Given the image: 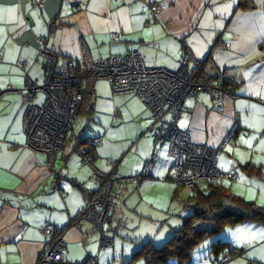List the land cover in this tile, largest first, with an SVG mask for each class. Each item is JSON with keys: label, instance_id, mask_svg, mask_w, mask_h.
Returning a JSON list of instances; mask_svg holds the SVG:
<instances>
[{"label": "crops", "instance_id": "obj_1", "mask_svg": "<svg viewBox=\"0 0 264 264\" xmlns=\"http://www.w3.org/2000/svg\"><path fill=\"white\" fill-rule=\"evenodd\" d=\"M71 1L75 0H45L38 8L32 0H0V264H37L49 242L46 226L65 237V259L70 263L97 257L99 264H146L143 257L135 258L136 253L146 242L163 246L181 229L192 214L188 200L193 191L181 198L180 189L169 184L174 161L165 143L152 175L138 184L133 181L154 154L152 114L136 94H114L107 81L93 78V93L81 105L75 133L80 143L102 138L92 153L93 165L105 173L116 171L122 178L105 225L113 245L100 250V235L92 223L75 226L97 191L90 167L82 164L77 140L67 142L53 167L45 154L26 147L27 104L21 91L28 80L40 86L45 80L38 41L47 39L48 46L61 59L72 61L81 76L94 60L130 51H138L147 67L172 71L179 68L187 52L191 71L198 62L208 60L205 74L228 82L234 94L224 96L219 108L209 93L188 101L190 117L180 127L195 144L217 148L238 116L236 147L226 148L219 168L263 177L264 0H247L242 5L241 0H77L78 6ZM153 4L162 6L155 23L148 20ZM114 33L120 34L118 40H112ZM82 78L84 96L88 80ZM8 87L12 90L7 91ZM99 94L112 100V113H107L104 133L86 136L77 124L82 115L94 118ZM45 97L44 92H37L33 103L42 105ZM248 165L247 172L244 167ZM59 173L62 177L54 186ZM239 177L240 172L237 183ZM237 183L228 184V189L247 200ZM155 187L159 189L152 192ZM125 196L139 218L131 225L121 210ZM177 199L179 207L174 204ZM244 225L256 236L253 240L238 243L226 233L219 239L235 250L229 264H264V226L244 223L235 227ZM212 245L203 248L204 255L199 245L191 264H215L219 255L212 253Z\"/></svg>", "mask_w": 264, "mask_h": 264}, {"label": "built area", "instance_id": "obj_2", "mask_svg": "<svg viewBox=\"0 0 264 264\" xmlns=\"http://www.w3.org/2000/svg\"><path fill=\"white\" fill-rule=\"evenodd\" d=\"M32 2L36 7L42 8L45 0ZM71 2L78 6L77 0ZM75 10L78 11V7ZM161 11L160 4L150 6L149 22H157ZM119 38V33L112 35L114 41ZM38 43L44 59L45 80L41 86L28 80L26 89L21 91L27 104L24 119L26 147L45 154L48 165L53 167L57 154L67 142L77 140L75 131L83 99V78L77 74L72 61L61 59L48 46L47 39H39ZM86 73L94 79L107 81L114 94H136L152 114L154 154L141 173L133 179L135 183L152 175L154 162L164 143L174 161L171 181L177 187L195 191L206 184L230 185L238 181L235 169L224 171L218 165L226 148L236 147L234 143L240 131L238 116L234 118L232 127L217 148L195 144L189 132L180 127L181 122L190 117L188 101L197 100L202 93H209L212 104L219 108L224 96L234 94L232 89L224 88L223 80L199 77L191 71L188 53L182 56L179 68L175 71L163 67H147L138 51H130L124 56L113 54L109 58L94 60ZM10 90L12 88L8 87L7 91ZM40 91L44 92L45 101L42 105H35L33 99ZM102 142V138L86 143L77 140V151L82 157V164L90 167L97 191L74 223L77 227L86 222L92 223L94 231L100 235V250L113 245L105 225L111 215L116 184L122 179L116 171L105 173L93 165L92 153ZM110 164L114 165V162L110 160ZM61 177L62 174L59 173L53 181L54 186L58 185ZM44 234L49 242L44 246L37 264H74L65 259V237L53 226H46ZM234 254L233 248H225L215 264H229ZM78 264H99V261L94 257Z\"/></svg>", "mask_w": 264, "mask_h": 264}, {"label": "trees", "instance_id": "obj_3", "mask_svg": "<svg viewBox=\"0 0 264 264\" xmlns=\"http://www.w3.org/2000/svg\"><path fill=\"white\" fill-rule=\"evenodd\" d=\"M246 1L241 0L240 4L242 5ZM188 55L191 62V54L188 53ZM206 61L208 60L198 62L197 69L192 70L199 77L210 78L205 74ZM83 76L88 80V83L82 103L86 97L90 98L93 93V77L87 73ZM229 85L228 82L224 81V88H228ZM85 104L87 102H84L82 106ZM250 168L251 166L248 165L244 167V170L248 172ZM248 174L250 175V173ZM204 186L193 191L189 197L188 207L192 214L185 219L181 229L176 231L172 238L161 247H156L151 242L144 243L136 253L135 258L143 257L146 264H191L193 251L204 240L217 236L226 227H235L244 223H256L264 226L263 207L232 194L227 184H206V187ZM225 248H227L226 243L217 240L212 245V253L220 256Z\"/></svg>", "mask_w": 264, "mask_h": 264}, {"label": "rangeland", "instance_id": "obj_4", "mask_svg": "<svg viewBox=\"0 0 264 264\" xmlns=\"http://www.w3.org/2000/svg\"><path fill=\"white\" fill-rule=\"evenodd\" d=\"M99 84V82H98ZM108 85V83H107ZM101 87V86H100ZM107 88V87H106ZM111 94V93H110ZM106 95L99 94L98 99L95 100V116L93 119L90 117L82 115L78 121L77 128L78 130L80 129H85V134L86 136H97L101 135L102 133L105 132V123L109 122V116L107 113H112L111 109L113 108V103L111 102L112 100L106 99ZM113 121V120H112ZM113 126H118V124L112 123ZM183 125V124H182ZM181 125V126H182ZM118 129V128H116ZM118 130H122V128H119ZM104 136V135H103ZM166 147L164 146L162 148L163 154H166ZM258 153H261L262 150L258 149ZM262 160L264 161V156L261 157ZM240 172V179H239V191L245 194L246 196V201L249 202H254L257 206L261 207L264 206V169H263V177L259 176H253L249 177L245 173H242L239 169L238 175ZM157 177V176H155ZM237 183V182H236ZM238 183L236 185H238ZM169 184H172L174 188H177V186L173 182H169ZM159 187H155L152 190V192H155ZM180 192H179V197L181 198L184 196L186 197L187 194L189 193V189L186 187H179ZM163 190V189H162ZM232 191V190H231ZM134 192V191H133ZM135 193H132L131 195H134ZM179 198V199H181ZM177 199L174 201V204L176 207H179V204L181 201ZM125 201H126V196H125ZM128 201V199H127ZM125 202L124 206L122 205L121 210L123 208V215H124V221H126L129 225L134 224L135 220L139 219L137 217L138 214L133 213V208L134 206L131 205V202ZM175 208V207H174ZM176 209V208H175ZM228 234L234 241L238 242L239 241H244V240H253L256 236L252 234L251 230L245 229V225L242 227H226L224 229V232H221L217 236H213L210 239H206L202 242V244L199 246L200 247V253L202 252L203 248H206V246H210L211 243L216 242L219 239H223L224 234ZM122 235L119 234V237ZM259 237V236H258ZM263 246V245H261ZM263 253V249L259 253ZM207 252H205V255ZM261 253V254H262ZM203 255H204V250H203ZM204 257V256H203ZM253 264H258V262L253 263Z\"/></svg>", "mask_w": 264, "mask_h": 264}]
</instances>
